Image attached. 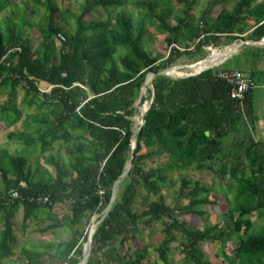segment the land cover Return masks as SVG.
Masks as SVG:
<instances>
[{"label":"trees","instance_id":"16d2710c","mask_svg":"<svg viewBox=\"0 0 264 264\" xmlns=\"http://www.w3.org/2000/svg\"><path fill=\"white\" fill-rule=\"evenodd\" d=\"M178 1L185 3L188 10L175 26H169L164 14L154 15L152 6L146 5L149 11L146 18L155 17L170 33L167 42L173 47L163 63L144 45V22L138 25L126 13L118 12L108 20L88 23V16L98 7L117 9L125 0H85L82 13L76 18L74 33H68L57 24L59 8L55 1L45 0L47 23L40 27L43 40L37 48L30 38L24 37V21L3 20L0 92L5 87H10V91L0 119L10 120L14 115L10 122H19L22 112L13 105L18 87L25 91V101L32 96L30 103L38 102L41 108L48 109L40 119L35 118L27 125L25 131H12L8 137L25 142L28 147L41 145L42 150H48L57 141L71 142L73 161L65 165L52 159L55 178L36 181L28 171L26 157L13 155L8 149L0 150V173L5 184V193L0 192L1 257L13 255L14 219L20 211L23 230L39 213L47 211L53 221L41 229L47 232L69 224L77 225L87 213L110 208L93 235L86 264L108 261L147 264V251L129 248L123 255V250L116 245L124 247L160 222L164 225V238L158 247L161 261L169 264L170 244L175 240V233H179L191 264H212L203 260L200 244L222 239L228 233L218 225L196 230L176 216L218 204V198L212 200L211 190L201 186L199 181L182 177L178 196L180 200L189 201L184 210L160 198L141 215L135 213L140 185L148 193L157 195L162 186L169 184L166 176L169 171L192 167L210 171L219 180L218 193L226 197L229 191L235 192L228 214L240 242L234 248L233 257L222 248L227 261L264 264V232L254 229L251 218L264 210V144L254 135L256 87L243 101L233 99L230 84L218 76L221 69L233 68L219 66L185 78L157 75L152 80L154 100L138 133L135 121L136 102L148 75L174 65L183 55L174 45L200 39L198 48L211 43L217 47L221 37L244 33L249 17L255 20L250 40L261 41L264 38V0H238L233 9L223 8L212 23L204 17L197 25L189 14L197 0ZM227 1L214 0L213 3ZM10 2L0 0V10ZM59 33L65 36L64 41L59 40ZM250 48L256 52L247 53L249 56L255 60L264 58L262 48ZM247 73L257 84L259 72ZM48 88V92L41 91ZM30 129L34 135L27 132ZM154 147L157 150L143 152L144 148ZM165 153L171 158L169 163L149 171L143 169L144 160ZM131 160L133 165L122 178ZM118 181L121 190L116 196L114 189ZM15 191L20 197L12 196ZM39 196H49L50 202H38ZM218 230L220 232L216 233ZM79 248L77 238L56 247L48 245L44 251L35 248L28 256V264H79L85 255ZM53 249L56 252H52Z\"/></svg>","mask_w":264,"mask_h":264},{"label":"rangeland","instance_id":"374dc122","mask_svg":"<svg viewBox=\"0 0 264 264\" xmlns=\"http://www.w3.org/2000/svg\"><path fill=\"white\" fill-rule=\"evenodd\" d=\"M54 1L59 8V11L56 14L57 24L62 26L68 33H74L77 29L76 18L82 13V7L85 0ZM125 1L126 3L124 5H121L117 9L109 8V10H106L103 7H98L96 12L91 13L88 16V23H91L93 21L95 22L108 20L111 17L115 16L118 12L126 13L128 16L132 17L134 22L138 25L144 22V45L146 49L152 55L160 57L161 62L159 63L165 62L170 54L171 48L173 47V45L170 46L167 42V38L169 37L170 33L166 32L162 28L161 24L155 17L146 18V15L149 13L146 5L152 6L154 15L164 14L166 16V23H168L169 26L177 25L178 18L183 17L186 10H188L187 5L185 3L179 2L178 0ZM213 1L214 0L196 1L193 9L189 12L191 21L195 25L200 24L204 17H208L209 21L212 23L223 8L233 9L238 2V0H229L224 3L214 4ZM44 3L45 0H39L38 3L35 0H11L10 4L5 9L0 10V26L4 27V19H9L11 22L15 21V23H21L24 21V37L30 38L33 47L37 48L43 40L40 27L42 24L45 25L47 23V9ZM139 3H143L145 5H138ZM244 27L245 32L242 34L235 33L234 36L221 37V40L219 42L220 44L217 47H215L211 43L209 46L198 48L197 45L200 39H197L194 42L184 41L177 43L174 46L175 48L183 52V55L174 65L167 68L164 67V69L160 70V72L171 69L172 71H175L174 73H184L183 76L166 75L173 79L192 76L191 74L195 73L188 68H190V66L192 65H197L205 61L206 58L215 53V50L223 51L225 48L229 46L233 47V45L237 43L239 44L243 40L252 41L250 40V37L253 30L255 29V20L249 17ZM58 46L59 48L61 47L60 44H58ZM250 47L262 48L264 50V45L256 46L250 43L240 45L236 48L235 53L229 59L225 61L228 55L222 57L221 60L217 63V66H215L214 68L219 66L220 68L227 67L233 69H241L246 72H250L254 69H263L264 58H262V60H255L251 55L249 56L247 53L256 52L254 48L252 49ZM150 75H152V73H150L148 76ZM256 81L257 84L254 92V135L264 142V74L258 73ZM147 87L148 88L144 95L142 97L139 96V99L136 102L138 111L136 117L140 115L141 110L145 106L150 108L154 100L153 83L151 82ZM9 91L10 87H5L0 92V112L2 110V107L8 100ZM31 97L27 98V100L25 101V91L23 90V88L18 87L15 90L13 105L14 108H17L22 113L19 122L16 123H11L14 119V115L10 116V120L0 119V150L8 149L13 155H22L26 157L28 159V171L31 173L34 180H50L55 178L56 176V170L51 164V160H59L62 164L69 165V163L73 161V155L71 153L73 143L57 141L48 150H42L41 145L28 147L25 142L11 140L8 137L9 133L12 131H25V127L34 122L35 118L40 119L48 112V109L41 108L38 102H35L33 104L30 103L32 99ZM144 98L150 99L144 101ZM50 118L54 120L53 116H50ZM139 120H142V116H139L137 120L135 119L136 122ZM31 131L32 129L28 130L27 132L31 135ZM133 142L134 145H136V137L133 139ZM152 150L155 151L157 150V148H144L143 152L147 153ZM170 161L171 158L166 153L162 155H152L150 158L143 161L142 167L145 171H149L159 166H163ZM166 176L169 184L166 186H162L157 195L148 193L144 189L143 185L139 186V195L135 203V213L141 215L151 203L160 200V198H163L168 205L172 207L179 205L182 206V209L184 210V206H187L189 201L180 200L178 196V189L181 186L182 177H186L192 181H199L201 186L211 190L210 198H212V200L218 198V204L215 206L207 205L198 208L196 209V211L198 210L196 213H187L185 215L182 214L176 216L180 220V222L196 230H205L215 225H218L220 227V230H225L228 235L222 237V239L219 238L214 242H202L200 244V247L203 260H209L212 264H231L229 263V261H227L225 255L222 253V248H224L229 256L233 257L234 248L240 242V236L236 231H234L228 214L230 204L235 201V192L233 190L229 191L228 196L226 197L224 193H218L216 189L219 188V180L216 179L215 176L207 170L200 171L192 167H188L184 170L169 171ZM120 190V185H118L115 192L116 196L119 194ZM0 192L2 194L5 193V184L1 177V173ZM109 210L110 208H107L102 212H89L77 225L69 224V226L50 230L47 232L41 231V229L45 228L47 225L53 222L52 219H50L47 211L39 213L38 217L33 220L32 224L26 230H23L20 227V211L14 219L13 255L8 258H3L0 256V264H28V256L33 253V250H35V248H37V250L44 251L46 249V246L48 245H54L56 247L58 244L62 242H68L72 238H77L79 240V249H83V251H85V247L89 239L87 237H89V235L91 234L93 226L95 225L97 229L98 225L106 217ZM262 212L263 213H261L260 215L258 213H255L253 216H251L254 224V229L256 231H259L258 233L264 232V229H262L264 228V210ZM228 224H231V226ZM218 232L220 231L218 230L216 233ZM175 236V240L170 244L169 264H191L190 260H188V258L186 257L183 245L181 244V234L175 233ZM163 238L164 225L160 222L150 226L148 229L141 232L135 240L127 242L124 247L121 244H118L116 246L117 249L123 250V255L128 251L129 248H132L133 250L143 249L147 251L148 258L145 261L147 264H166L160 260L158 252V247L160 246ZM117 249L116 251H119ZM52 252H56V249H53ZM86 253H88V250L86 251ZM83 262L84 261H81L79 264H82ZM106 264H112V262L108 261Z\"/></svg>","mask_w":264,"mask_h":264},{"label":"built area","instance_id":"2783aa9c","mask_svg":"<svg viewBox=\"0 0 264 264\" xmlns=\"http://www.w3.org/2000/svg\"><path fill=\"white\" fill-rule=\"evenodd\" d=\"M59 40L64 41L65 36L62 33L58 34ZM179 48V47H178ZM219 78L225 79L231 86L230 95L233 99L243 101L246 98V94L256 87V83L251 77V75L240 69H221L218 72ZM48 89H41L42 92H48ZM14 198L20 197V193L15 191L12 195ZM38 202L48 203L50 202L49 196H39L37 198ZM87 246V244H86ZM85 252V251H84ZM86 252L84 255V261L82 264H86ZM62 264H71L69 262H64Z\"/></svg>","mask_w":264,"mask_h":264},{"label":"water","instance_id":"95a60500","mask_svg":"<svg viewBox=\"0 0 264 264\" xmlns=\"http://www.w3.org/2000/svg\"><path fill=\"white\" fill-rule=\"evenodd\" d=\"M248 43L253 44V45H256V46H263V45H264V38H263L261 41H257V42H255V41H244V40H243V41H241L237 46L239 47L240 45L248 44ZM233 46H234V45H233ZM229 47H230V46H229ZM229 47H227V48H229ZM227 48H226V49H227ZM236 48H237V47H236ZM235 50H236V49H235ZM235 50L231 53V55H229L228 57H226L225 61H226L227 59H229V58L235 53ZM225 61H224V62H225ZM209 63H210V64L208 65V67H207L206 69L202 70L201 72H198V73H195V74H191V75H192V76H194V75H198V74H200V73H202V72H204V71H206V70H209V69L215 67V66H214V65H215L214 60H210ZM218 65H219V64H218ZM216 66H217V65H216ZM167 71H168V70H165V71H163V72H158V73H152V75H151V76H152L151 82H152V80H153L157 75H169ZM148 77H149V76H148ZM148 77H147V79H146L145 84L143 85V87H142V89H141L140 97H142V96L144 95V89H146V85H147V83H148ZM148 109H149V108H148ZM148 109H146V111L142 114V121H141V124H140L139 129L137 130V133L140 131L141 126L144 124V120H143V118H144L145 113L147 112ZM135 148H136V145H134V142H133V148H132V149H133V153H134ZM132 155H133V154H132ZM133 157H134V155L132 156V159H133ZM132 164H133V163H132V160H131V161L129 162V164H128V167H127L125 173L122 175V178L125 177V176L127 175V173L130 171ZM119 183H120V181H118L117 184L115 185L114 192H116V189H117V186L119 185ZM114 199H115V197L112 199V201H114ZM94 233H95V232H94ZM94 233H92V234L89 235L88 243H87V246L85 247V252L88 250V253H86V257H85L86 262H87V260H88V258H89V256H90V254H91V249H92V239H93V235H94Z\"/></svg>","mask_w":264,"mask_h":264},{"label":"bare ground","instance_id":"6f19581e","mask_svg":"<svg viewBox=\"0 0 264 264\" xmlns=\"http://www.w3.org/2000/svg\"><path fill=\"white\" fill-rule=\"evenodd\" d=\"M238 45V43L237 44H235L233 47H229V48H225L223 51H214L215 53L214 54H212V55H210L208 58H206V60L205 61H203V62H201V63H199V64H197V65H192V66H190V68H188V69H190L191 71H193L194 73H197V72H199V71H201V70H204V69H206L207 67H208V65L210 64L209 62H210V60H214V62H215V65L214 66H216L217 65V63L221 60V58L222 57H224V56H229V55H231V53L236 49V47H238L237 46ZM227 56V57H228ZM224 62V61H223ZM173 69V68H172ZM190 71V72H191ZM168 74L169 75H180V76H183L184 75V73L183 72H180V73H174L175 71H172L171 69H169L168 71ZM188 75V74H187ZM173 77V76H172ZM185 77V76H184ZM151 79H152V76L150 75L149 77H148V83H147V85H146V89H144V93L146 92V90H147V86H148V84H150L151 83ZM153 82V81H152ZM148 104V103H147ZM145 106V105H144ZM148 107L147 106H145L142 110H141V112H140V117L142 116V114L146 111V109H147ZM138 116V117H139ZM138 117H136V120L138 119ZM140 121V120H139ZM139 121H137V129L139 128V125L141 124V121L139 122ZM95 230H96V226L94 225L93 226V228H92V230H91V234L92 233H94L95 232Z\"/></svg>","mask_w":264,"mask_h":264},{"label":"crops","instance_id":"0c3cea01","mask_svg":"<svg viewBox=\"0 0 264 264\" xmlns=\"http://www.w3.org/2000/svg\"><path fill=\"white\" fill-rule=\"evenodd\" d=\"M254 70L257 71V72H259V73L261 72V74H264V68L263 69L262 68H260V69H254ZM258 140H260V139H258ZM260 141H262V140H260ZM263 144H264V142H263Z\"/></svg>","mask_w":264,"mask_h":264}]
</instances>
